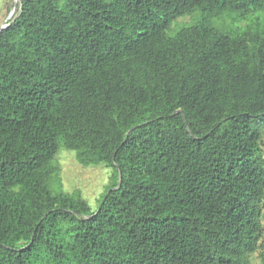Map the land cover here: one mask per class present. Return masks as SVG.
<instances>
[{
    "label": "trees",
    "instance_id": "trees-1",
    "mask_svg": "<svg viewBox=\"0 0 264 264\" xmlns=\"http://www.w3.org/2000/svg\"><path fill=\"white\" fill-rule=\"evenodd\" d=\"M226 10L244 23L215 25ZM13 14L0 264H264V0H19ZM61 147L110 167L95 208L63 190Z\"/></svg>",
    "mask_w": 264,
    "mask_h": 264
},
{
    "label": "rangeland",
    "instance_id": "rangeland-1",
    "mask_svg": "<svg viewBox=\"0 0 264 264\" xmlns=\"http://www.w3.org/2000/svg\"><path fill=\"white\" fill-rule=\"evenodd\" d=\"M14 5L17 8L19 0H0V24L8 16ZM235 13L234 11L226 10L212 18V22L215 25L226 24L228 28L238 23H244V21L236 19ZM198 16V11H194L192 14L181 15L171 23L168 32L176 30L181 24L194 21ZM261 146L264 152V133ZM56 161L60 167L59 176L63 190L71 191L72 189H79L91 207L95 208L101 193L105 190L104 188L109 181L111 174L110 167L104 163L83 165L77 160L75 151L66 147H61L58 153H56ZM251 257L255 262H260L258 251H255Z\"/></svg>",
    "mask_w": 264,
    "mask_h": 264
},
{
    "label": "water",
    "instance_id": "water-1",
    "mask_svg": "<svg viewBox=\"0 0 264 264\" xmlns=\"http://www.w3.org/2000/svg\"><path fill=\"white\" fill-rule=\"evenodd\" d=\"M16 10V6L14 5V7L10 10V12L8 13V16L4 19V21L0 24V31L2 28H4L5 26H7V24L10 22V19L13 17V13Z\"/></svg>",
    "mask_w": 264,
    "mask_h": 264
}]
</instances>
